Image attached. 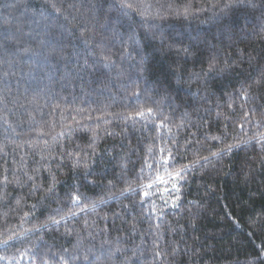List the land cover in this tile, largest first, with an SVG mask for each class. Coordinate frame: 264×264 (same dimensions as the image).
<instances>
[{
  "label": "trees",
  "instance_id": "obj_1",
  "mask_svg": "<svg viewBox=\"0 0 264 264\" xmlns=\"http://www.w3.org/2000/svg\"><path fill=\"white\" fill-rule=\"evenodd\" d=\"M0 264H264V0H0Z\"/></svg>",
  "mask_w": 264,
  "mask_h": 264
}]
</instances>
